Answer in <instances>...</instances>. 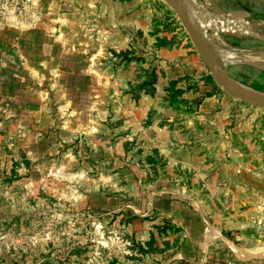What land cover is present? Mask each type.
Returning <instances> with one entry per match:
<instances>
[{
    "label": "rangeland",
    "instance_id": "obj_1",
    "mask_svg": "<svg viewBox=\"0 0 264 264\" xmlns=\"http://www.w3.org/2000/svg\"><path fill=\"white\" fill-rule=\"evenodd\" d=\"M185 2L193 19L204 9L247 23L248 35L214 27L203 34L224 50L220 57L237 55L223 61L233 80L264 94V0ZM162 47L189 51L201 65L163 86L162 102L176 114L197 111L214 93L238 100L211 76L166 0H0V264L212 261L197 240L207 223H198L193 198L203 190L155 184L166 165L158 151L113 135L121 120L111 112L104 122L93 117L98 101L110 108L107 81L119 71L136 74L122 88L132 100L145 94L138 85L151 89ZM104 71L106 83L97 80ZM240 102L256 108L258 120L227 134V149L218 148L228 156L215 164L240 166L262 185L264 108Z\"/></svg>",
    "mask_w": 264,
    "mask_h": 264
},
{
    "label": "crops",
    "instance_id": "obj_2",
    "mask_svg": "<svg viewBox=\"0 0 264 264\" xmlns=\"http://www.w3.org/2000/svg\"><path fill=\"white\" fill-rule=\"evenodd\" d=\"M258 39L264 42L263 38ZM255 44L262 43L255 41ZM157 53L155 94H144L138 101L132 100L122 88L132 85L136 74L119 71L113 74L114 79H106L110 86V108L98 101L93 117L98 116L104 122L111 112L112 120H121L113 135H121L124 142L143 147L145 153L158 151L166 165L155 184L178 186L193 193L203 190L205 196L194 197L193 203L197 205L194 215L198 223H207L205 232L197 240L207 245L208 257L212 259L209 264H264V184L254 181L252 174L242 171L240 166L228 168L224 164L223 168H218L215 164L228 154L227 151L222 154L219 149H227L228 133L252 130L258 120L257 109L225 94L214 93L202 100L197 111L185 116L176 114L174 107L162 102L163 86L192 75L195 69L201 70V65L195 55L186 50L162 47ZM98 74L97 80L106 83L101 79L108 76L107 72ZM151 110L155 114L150 123L144 125ZM91 126L88 125L94 129ZM231 146L234 150L233 143ZM256 159L264 162V152L257 153ZM176 170L178 174L180 170L187 172L190 177L185 179L175 174ZM138 177L141 178V173Z\"/></svg>",
    "mask_w": 264,
    "mask_h": 264
},
{
    "label": "water",
    "instance_id": "obj_3",
    "mask_svg": "<svg viewBox=\"0 0 264 264\" xmlns=\"http://www.w3.org/2000/svg\"><path fill=\"white\" fill-rule=\"evenodd\" d=\"M186 31L194 49L214 80L231 95L251 106L264 108V94L243 87L231 78L222 58L214 47L205 40L197 23H194L186 12L185 0H166Z\"/></svg>",
    "mask_w": 264,
    "mask_h": 264
},
{
    "label": "bare ground",
    "instance_id": "obj_4",
    "mask_svg": "<svg viewBox=\"0 0 264 264\" xmlns=\"http://www.w3.org/2000/svg\"><path fill=\"white\" fill-rule=\"evenodd\" d=\"M185 6H186V9H187V13L189 15L187 3H185ZM199 10L200 11L199 12L197 11V13L195 14V18L194 19L192 17H190V18H191V20L194 23H197V24L200 25V27L203 29L202 30L203 32H201L202 34L203 33L205 34V30L206 29L212 28V27L216 28V30L218 32L228 33V34H232V35H235V36L248 35L250 33V31H251L248 28L247 23L244 22V21L242 22V21H240L238 19H226V18H222V17H217V16H213L211 13L207 12L204 9H202V10L199 9ZM213 47L218 53L224 52V50H222L217 44H213ZM221 58H222V60L225 63L226 62L232 63V62H234V60H236L237 55L230 53L227 56H224V57L221 56ZM258 60H259V63L264 65V57H261Z\"/></svg>",
    "mask_w": 264,
    "mask_h": 264
},
{
    "label": "trees",
    "instance_id": "obj_5",
    "mask_svg": "<svg viewBox=\"0 0 264 264\" xmlns=\"http://www.w3.org/2000/svg\"><path fill=\"white\" fill-rule=\"evenodd\" d=\"M149 74H151L152 75V81H151V89H144V85H143V87H141V86H137V89H139V91H143L145 94H154L155 93V88L154 87H152V86H155L154 84H156V82H157V76H156V74H155V69L154 68H152L151 69V71H150V73ZM171 82H173L174 84L176 83L175 81H171ZM144 89V90H143ZM140 96V94H136V98H138Z\"/></svg>",
    "mask_w": 264,
    "mask_h": 264
},
{
    "label": "built area",
    "instance_id": "obj_6",
    "mask_svg": "<svg viewBox=\"0 0 264 264\" xmlns=\"http://www.w3.org/2000/svg\"><path fill=\"white\" fill-rule=\"evenodd\" d=\"M231 264V263H230Z\"/></svg>",
    "mask_w": 264,
    "mask_h": 264
}]
</instances>
